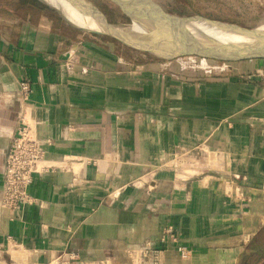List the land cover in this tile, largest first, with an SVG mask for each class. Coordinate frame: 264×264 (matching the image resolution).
<instances>
[{"label": "crops", "instance_id": "obj_1", "mask_svg": "<svg viewBox=\"0 0 264 264\" xmlns=\"http://www.w3.org/2000/svg\"><path fill=\"white\" fill-rule=\"evenodd\" d=\"M24 111L43 168L10 209ZM0 264H264V60L218 76L72 28L0 40Z\"/></svg>", "mask_w": 264, "mask_h": 264}, {"label": "rangeland", "instance_id": "obj_2", "mask_svg": "<svg viewBox=\"0 0 264 264\" xmlns=\"http://www.w3.org/2000/svg\"><path fill=\"white\" fill-rule=\"evenodd\" d=\"M56 2L57 0H52ZM130 12L151 16L150 21L156 26L172 23L171 17L190 18L199 21L204 19L211 23H219L227 26H235L244 30L264 28V0H118ZM67 9L76 13L79 19L87 23L102 25L104 22L122 26V29L134 33L135 21L113 0H59ZM145 9V12H144ZM133 16V14H131ZM171 15V16H169ZM146 16V15H145ZM210 20V21H209ZM213 21V22H212ZM35 27H49L53 30L63 31L72 28L79 33L85 32L89 38H95L103 44L112 46L115 53L124 57L126 61L144 62L156 60L161 63L185 66V69L201 70L218 76L228 75L234 62L245 60H264V57H246L242 59H219L205 57L196 54L177 55L167 57L157 50L144 49L139 46H154L159 49H168L163 38L145 39H121L109 31L92 32L88 29L76 26L63 17L56 9L44 4L41 0H0V40L16 42L22 31ZM219 43L217 39L195 36L184 42L190 41L199 45L201 40ZM163 46V47H162ZM156 54H155V53ZM16 100L27 101L23 94L16 95ZM25 111L19 114L18 130L27 124ZM17 136V134L15 135ZM14 136V138H15ZM12 140V139H11ZM182 253V252H181ZM185 256L184 253H182Z\"/></svg>", "mask_w": 264, "mask_h": 264}, {"label": "bare ground", "instance_id": "obj_3", "mask_svg": "<svg viewBox=\"0 0 264 264\" xmlns=\"http://www.w3.org/2000/svg\"><path fill=\"white\" fill-rule=\"evenodd\" d=\"M46 5L56 9L60 14H63L64 17L71 22L72 24L82 27L88 30H104L109 31L116 35L119 40L127 38V39H153L162 37V34L159 30H163L168 35H172L173 37L180 38V41L188 40L195 36L208 37L211 39H217L218 41H223L219 43V46L214 47L217 44L209 42L204 39L199 42V45L194 44L195 47L207 48V46L214 47V51H216L217 55L237 58L238 56L251 54L249 48L241 51V49L236 48L237 45L247 44L249 42L254 41L253 37H249L245 34L234 33L231 28L227 25L219 24V23H211L204 19L197 18L199 21L190 20V18H179L171 16L175 21L172 23L159 25L158 27L150 21L151 17H147L143 14H137L130 11L133 14L135 20L134 33H129L127 30L122 29V26L118 27L115 25L108 24L103 22L102 25L97 23H87L84 20H81L77 16L76 13H73L67 9V7L62 3H59V0L53 2L52 0H41ZM153 17V16H152ZM210 21V20H209ZM213 22V21H212ZM264 30V28H262ZM163 38V37H162ZM185 39V40H181ZM261 44V45H260ZM260 48H264V43H260ZM221 45V46H220ZM143 48H153L154 46H139ZM163 47V46H162ZM245 47H247L245 45ZM155 49H159L154 47ZM147 50V49H146ZM154 50V49H153ZM155 53V52H154ZM156 54V53H155ZM42 165V163H40Z\"/></svg>", "mask_w": 264, "mask_h": 264}, {"label": "built area", "instance_id": "obj_4", "mask_svg": "<svg viewBox=\"0 0 264 264\" xmlns=\"http://www.w3.org/2000/svg\"><path fill=\"white\" fill-rule=\"evenodd\" d=\"M29 92L28 81H22L21 94L28 98ZM43 157L44 149L40 141L33 136L32 130L25 124L18 130L7 157L1 196L3 207L17 209L32 202L28 188L33 181V174L43 168L40 165Z\"/></svg>", "mask_w": 264, "mask_h": 264}, {"label": "water", "instance_id": "obj_5", "mask_svg": "<svg viewBox=\"0 0 264 264\" xmlns=\"http://www.w3.org/2000/svg\"><path fill=\"white\" fill-rule=\"evenodd\" d=\"M113 1L117 2L123 8V10L134 20V17L123 6L122 3H120L118 0H113ZM144 12H145V9H144ZM144 15H146L147 17L153 16V15H149L147 12ZM63 17H64V15H63ZM229 27L231 28L232 31H234V33L245 34V35H247L249 37H253V39H255L254 41L245 44L247 47H245L244 44L236 46V48L241 49V51L245 50L246 48L251 49L250 50L251 54H247V55L244 54L242 56H238L237 58L220 56L219 54L217 55L216 54L217 52L214 51V49H213L214 47H216V46L218 47L219 45H215L214 47L207 46V48L195 47L194 44L191 43L190 41H187V42L180 41V38L178 39L176 37H173L172 35H168L166 32H164L165 31L164 29H163L164 31L159 30V32L162 34V37H163V39L160 41H164L165 44L167 45L168 49H155L154 47L153 48H144V49L157 50L158 52H160L161 54H163L167 57H173V56H177V55H187V54H191V55L196 54V55L205 56V57H207V56L208 57H216L219 59H227V60L242 59V58H246L248 56L249 57H259V56L264 57V48H260V46H259L260 43H264V30L262 28H258V29L249 31V30L237 28L235 26H229ZM90 31L100 32L98 30H90ZM181 40H185V39H181ZM215 44H217V43H215Z\"/></svg>", "mask_w": 264, "mask_h": 264}]
</instances>
